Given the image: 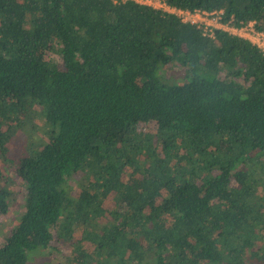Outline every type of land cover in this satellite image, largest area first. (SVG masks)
<instances>
[{
	"label": "trees",
	"instance_id": "16d2710c",
	"mask_svg": "<svg viewBox=\"0 0 264 264\" xmlns=\"http://www.w3.org/2000/svg\"><path fill=\"white\" fill-rule=\"evenodd\" d=\"M165 1L264 32V0ZM1 159L0 264H264V53L133 0H0Z\"/></svg>",
	"mask_w": 264,
	"mask_h": 264
},
{
	"label": "built area",
	"instance_id": "2783aa9c",
	"mask_svg": "<svg viewBox=\"0 0 264 264\" xmlns=\"http://www.w3.org/2000/svg\"><path fill=\"white\" fill-rule=\"evenodd\" d=\"M138 4L150 5L156 9H162L166 12L175 14L181 21L195 24L198 28L202 29L204 33L212 36L213 29H223L235 36L248 39L252 44L256 45L264 53V32L257 30L253 22L243 24L240 27L229 26L222 23V11H189L177 9L166 3L165 0H133Z\"/></svg>",
	"mask_w": 264,
	"mask_h": 264
},
{
	"label": "rangeland",
	"instance_id": "374dc122",
	"mask_svg": "<svg viewBox=\"0 0 264 264\" xmlns=\"http://www.w3.org/2000/svg\"><path fill=\"white\" fill-rule=\"evenodd\" d=\"M49 60L58 62L57 55L55 54L50 55ZM161 70L164 72L165 77H167V79H169L170 81L178 80L181 74L178 66H175V65L162 67ZM24 139H25V136L22 133L20 136L17 137L15 142H12L10 154L12 155L19 154L20 147H21L19 141L20 140L24 141ZM1 162H2V159L0 161V164ZM4 168H6V174L11 178L12 184H10V188H11V192L13 193L14 202L11 206L10 211L4 216H0V243H2V241L15 229L17 225V221H18L19 212L22 209L23 195H24V188L21 185V181L17 179L15 175L12 174L11 172L12 168L6 166L5 164H4ZM72 195H74V192L72 193ZM52 241L53 239L49 241V245H53ZM69 247H70L69 245L60 244L58 247L59 249L58 252L61 253V255L70 254L71 247L70 248ZM54 251H55L54 249H51V253H50L51 258L53 254L55 255V253H57V251L56 252ZM36 258L38 259V256H36ZM61 263L62 264H74V263L77 264L76 262L74 261L70 262V260H67V259H65V261Z\"/></svg>",
	"mask_w": 264,
	"mask_h": 264
}]
</instances>
